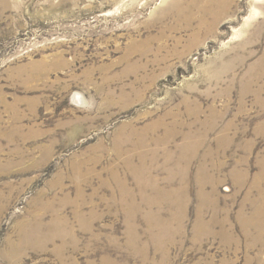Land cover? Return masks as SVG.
<instances>
[{
	"label": "rangeland",
	"instance_id": "rangeland-1",
	"mask_svg": "<svg viewBox=\"0 0 264 264\" xmlns=\"http://www.w3.org/2000/svg\"><path fill=\"white\" fill-rule=\"evenodd\" d=\"M0 264H264V0H0Z\"/></svg>",
	"mask_w": 264,
	"mask_h": 264
},
{
	"label": "bare ground",
	"instance_id": "bare-ground-1",
	"mask_svg": "<svg viewBox=\"0 0 264 264\" xmlns=\"http://www.w3.org/2000/svg\"><path fill=\"white\" fill-rule=\"evenodd\" d=\"M219 4V3H218ZM226 7V6H225Z\"/></svg>",
	"mask_w": 264,
	"mask_h": 264
}]
</instances>
